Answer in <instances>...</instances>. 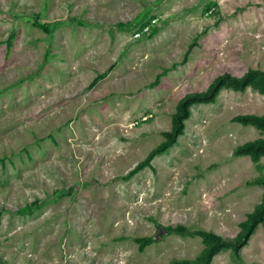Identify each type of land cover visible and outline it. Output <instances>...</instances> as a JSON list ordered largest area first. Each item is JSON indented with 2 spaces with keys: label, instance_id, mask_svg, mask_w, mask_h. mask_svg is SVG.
Listing matches in <instances>:
<instances>
[{
  "label": "rangeland",
  "instance_id": "1",
  "mask_svg": "<svg viewBox=\"0 0 264 264\" xmlns=\"http://www.w3.org/2000/svg\"><path fill=\"white\" fill-rule=\"evenodd\" d=\"M248 67L264 70V0H0V264H172L201 254L197 230L236 235L264 191V158L233 153L264 137L233 119L264 115L258 89L190 105L128 171L181 95ZM209 264H264V222Z\"/></svg>",
  "mask_w": 264,
  "mask_h": 264
},
{
  "label": "trees",
  "instance_id": "2",
  "mask_svg": "<svg viewBox=\"0 0 264 264\" xmlns=\"http://www.w3.org/2000/svg\"><path fill=\"white\" fill-rule=\"evenodd\" d=\"M149 22L150 21H147L143 23V25ZM140 26H142V24ZM154 27L155 26H152L146 34H150L154 31ZM167 69L168 68L165 67L163 69L164 72L158 74L152 85L158 84L160 75L164 74ZM104 74L105 73L97 74L93 80V84ZM248 85L258 89L260 93L264 94V70L259 67H248L247 70L240 75L233 74L230 71H223L216 74L204 90H191L185 92L176 100L175 108L171 113V127L163 131L164 138L157 146L151 148L146 156L128 172L134 173L144 166H149L153 156L176 142L178 135L184 131L185 119L188 118L190 113V105L214 102L216 94L222 87L243 90ZM233 119L243 124L253 125L264 131V115L248 112L236 113L233 115ZM233 153L247 154L249 159L259 168L258 161L261 157L264 158V137H258L248 141L245 140L237 144L236 147L233 148ZM254 183L264 185V177L255 179ZM262 222H264V191L260 202L254 205L253 209L240 221V230L236 235L224 236L217 232L197 230L196 233L203 237L205 243L201 254L194 260L188 258L175 259L172 264H209L216 252L224 247H232L234 252L238 253L240 247L248 242L256 225Z\"/></svg>",
  "mask_w": 264,
  "mask_h": 264
},
{
  "label": "built area",
  "instance_id": "3",
  "mask_svg": "<svg viewBox=\"0 0 264 264\" xmlns=\"http://www.w3.org/2000/svg\"><path fill=\"white\" fill-rule=\"evenodd\" d=\"M157 18L155 17L149 23H146L144 25L142 24V26H139L137 29H134V31H132V36L137 38L139 36L146 34V32H148L150 30V28L152 26H154V24L157 21ZM146 117H148V116H146Z\"/></svg>",
  "mask_w": 264,
  "mask_h": 264
}]
</instances>
